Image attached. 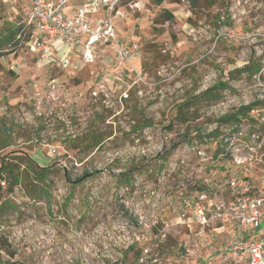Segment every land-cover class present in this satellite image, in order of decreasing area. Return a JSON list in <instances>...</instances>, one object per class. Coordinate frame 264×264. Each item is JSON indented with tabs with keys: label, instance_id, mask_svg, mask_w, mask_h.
<instances>
[{
	"label": "rangeland",
	"instance_id": "obj_1",
	"mask_svg": "<svg viewBox=\"0 0 264 264\" xmlns=\"http://www.w3.org/2000/svg\"><path fill=\"white\" fill-rule=\"evenodd\" d=\"M125 4L119 36L139 55L138 73L125 70L122 81L102 63L80 74L45 69L24 47L6 48L0 58V164H14L21 177L17 186L4 179L0 245L9 244L15 256L0 251V264H198L204 258L182 252L176 215L166 204H137V189L172 184L182 134L200 146L198 132L230 127L220 124L221 116L264 102V0ZM28 10V0H0V30L16 29ZM164 11L174 20L166 21ZM250 59L261 73L229 80ZM98 74L111 77L103 82ZM52 79L62 95L44 106ZM220 81L230 87L220 100L201 98ZM241 128L263 132L264 103ZM186 156L190 164L198 160L194 152ZM41 168L51 172L38 176ZM36 187L47 194L31 197ZM139 208L147 218L138 223Z\"/></svg>",
	"mask_w": 264,
	"mask_h": 264
},
{
	"label": "built area",
	"instance_id": "obj_2",
	"mask_svg": "<svg viewBox=\"0 0 264 264\" xmlns=\"http://www.w3.org/2000/svg\"><path fill=\"white\" fill-rule=\"evenodd\" d=\"M28 7L14 53L24 47L43 66L50 62L54 44L60 42L68 53L53 69L102 63L106 69L113 66L121 81L125 70L138 73L134 63L138 47L129 46L117 33L128 14L125 0H28ZM100 45L109 46L112 56L99 51ZM108 77L100 79L109 81ZM48 89L44 106L62 95L58 79H52ZM242 120L220 121L230 127L219 133L217 126L198 132L200 146L182 134L174 146L180 149L171 164L172 184L163 190L137 189V204H153L154 209L166 204L176 215L175 225L183 230L182 252L197 260L204 256L198 264H264V130L246 133ZM191 152L198 159L194 164L187 161ZM146 218L139 208L138 223ZM157 225L154 220L148 227L152 231ZM154 237L158 239L159 234ZM161 237L165 241L166 235Z\"/></svg>",
	"mask_w": 264,
	"mask_h": 264
},
{
	"label": "trees",
	"instance_id": "obj_3",
	"mask_svg": "<svg viewBox=\"0 0 264 264\" xmlns=\"http://www.w3.org/2000/svg\"><path fill=\"white\" fill-rule=\"evenodd\" d=\"M165 1H169L172 4H180L182 0H158L159 4L164 3ZM192 3L197 2L198 0H191ZM163 17L166 21H172L174 20L173 14H170L167 11H164ZM23 29V22L18 26L16 29L9 30L7 32H2L0 30V58L3 56V52L6 48H10L12 51H14V47L17 45L16 43V38L18 34L22 31ZM262 71V65L258 62L255 61L254 59H250L247 63H244L241 67L235 68L230 72V78L229 80H234L237 79L238 76L245 75L249 79L253 78L254 76L260 74ZM230 89L229 85L227 82L220 81L217 84L213 85L209 89H207L205 92L201 94V98H203L205 101H218L222 98V93ZM263 101H255L252 104L249 105H242L241 108L237 109L234 113H230L227 115H224L220 118L221 122H238L241 121L242 118L248 117L249 112L253 109L255 106H261L263 105ZM187 105V104H186ZM253 122L255 120L252 119ZM170 129H172V125L169 126ZM187 137V135L185 136ZM97 147V145H95ZM28 169L31 170V172L35 175V168L34 164H29ZM51 171H48L46 168H41V171H38V176H46L48 173ZM85 176L80 177L77 182H82ZM5 178H11L10 179V184L11 185H19L21 182V177L15 172L14 170V164H9V163H1L0 164V201H2V193H3V186L5 184ZM13 178V179H12ZM12 188V187H11ZM10 188V189H11ZM31 197H39V196H45L47 194V190L44 188H39L36 187L33 193H31ZM2 204H5L2 202ZM122 211H125V214L129 217L130 223L132 225H136L135 221L132 220V217L128 215L127 210H125L124 207L121 208ZM2 240H0V243ZM10 245L7 244L6 242L3 243V245H0V251L5 252L9 257L13 258L15 256V252H13L10 249Z\"/></svg>",
	"mask_w": 264,
	"mask_h": 264
},
{
	"label": "crops",
	"instance_id": "obj_4",
	"mask_svg": "<svg viewBox=\"0 0 264 264\" xmlns=\"http://www.w3.org/2000/svg\"><path fill=\"white\" fill-rule=\"evenodd\" d=\"M28 13V11H27ZM27 13H26V16H27ZM25 16V17H26ZM119 26L120 24L118 25L117 27V33L119 35ZM99 51H101L102 53H105L109 56H112L113 52L112 50L110 49L109 46H104V45H100L98 46L97 48ZM23 50H25V52H27L28 54L32 55L34 59L37 60V56L30 53L26 48H24ZM67 48L64 44L60 43V42H57L56 44H54V46L52 47V50H51V58H50V62L46 65H43L41 67L45 68V69H51L53 70V67L56 66V64L62 59L64 58L65 56H67ZM38 63V61H37ZM88 67H93V66H88ZM88 67H81L79 69H69L68 71L69 72H72V73H75V74H80L81 72H83L86 68ZM100 75L98 74L97 77H99Z\"/></svg>",
	"mask_w": 264,
	"mask_h": 264
}]
</instances>
